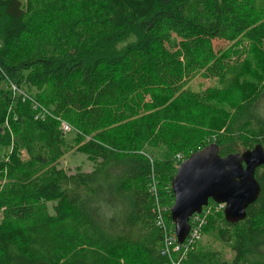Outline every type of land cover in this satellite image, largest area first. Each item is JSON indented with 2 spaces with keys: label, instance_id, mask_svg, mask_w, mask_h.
<instances>
[{
  "label": "trees",
  "instance_id": "obj_1",
  "mask_svg": "<svg viewBox=\"0 0 264 264\" xmlns=\"http://www.w3.org/2000/svg\"><path fill=\"white\" fill-rule=\"evenodd\" d=\"M253 54L264 59V0H0V148L5 119L18 138L0 161V264H226L198 242L167 253L157 207L192 153L264 148ZM195 78L218 88L194 93ZM73 150L92 171L58 168ZM255 179L244 220L213 211L202 229L229 264H264V166Z\"/></svg>",
  "mask_w": 264,
  "mask_h": 264
},
{
  "label": "water",
  "instance_id": "obj_2",
  "mask_svg": "<svg viewBox=\"0 0 264 264\" xmlns=\"http://www.w3.org/2000/svg\"><path fill=\"white\" fill-rule=\"evenodd\" d=\"M264 166V148L256 145L242 153L220 156L216 145L198 150L183 160L170 182L173 204L169 215L178 244L189 232V220L211 200L224 204L225 222L236 224L260 195L255 171Z\"/></svg>",
  "mask_w": 264,
  "mask_h": 264
},
{
  "label": "rangeland",
  "instance_id": "obj_3",
  "mask_svg": "<svg viewBox=\"0 0 264 264\" xmlns=\"http://www.w3.org/2000/svg\"><path fill=\"white\" fill-rule=\"evenodd\" d=\"M23 3H25V0H21ZM253 58L251 61L252 67L257 70H260L261 67H264V59H260V57L255 54H253ZM249 81L254 82L252 78L249 79ZM189 89L194 93H208L211 90H215V88H218L217 80L215 79H208L203 80L201 78H195L193 81H191L188 84ZM25 90L28 92L34 94L33 89H28L27 87H24ZM1 131H3L4 134H6L9 138V146L0 148V161L4 162L5 164H8L9 161H11V157H14L12 149L13 146L18 142V138L15 137L11 129H9V125L7 122V119L4 120V123L1 125ZM66 138L72 142V136L69 135V132H66ZM73 143V142H72ZM20 146V144H19ZM243 149L242 147L237 150L238 153H242ZM18 158L25 159L26 155L22 148V146L18 149ZM58 168L63 169L69 174L75 173L77 170H80V172L88 173L93 170V163L90 162L85 155L81 153H77L76 151H70L66 153L58 162ZM3 174L6 173L5 169H0ZM5 183V180L1 181L0 184ZM198 247L202 248L206 251L211 252H218L219 256L221 257L222 261L226 264L231 263L234 253L230 249L229 245L218 240L217 238H214L213 236L204 235L200 238L198 241Z\"/></svg>",
  "mask_w": 264,
  "mask_h": 264
},
{
  "label": "built area",
  "instance_id": "obj_4",
  "mask_svg": "<svg viewBox=\"0 0 264 264\" xmlns=\"http://www.w3.org/2000/svg\"><path fill=\"white\" fill-rule=\"evenodd\" d=\"M12 90L14 92H17L19 96H21V92L18 91L15 87H12ZM60 130L63 133L69 132L70 128L62 123L60 126ZM154 194L156 195V192L153 191ZM158 208V217H157V221H156V225L158 228L164 230L165 232V250L168 253L169 250L176 251L178 250V248L181 246V244H178L177 242V238L174 232V229L172 228H167L166 223L164 221L163 215L164 213H166L167 211L169 212L170 207L168 208V210L165 208ZM224 209V204H215L212 207H203L202 211L200 214H194L190 220H189V232L187 234V237L185 238L184 242L188 245L194 244L196 242H198L200 240V238L202 237V229L206 224V217L212 213L213 211L216 213H219L221 211H223ZM183 242V243H184ZM182 243V244H183Z\"/></svg>",
  "mask_w": 264,
  "mask_h": 264
}]
</instances>
